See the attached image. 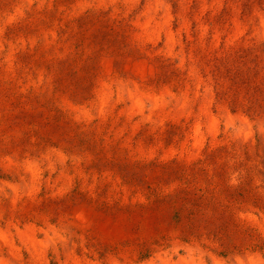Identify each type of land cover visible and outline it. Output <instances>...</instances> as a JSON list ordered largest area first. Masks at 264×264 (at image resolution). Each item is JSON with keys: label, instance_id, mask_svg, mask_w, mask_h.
Masks as SVG:
<instances>
[{"label": "rangeland", "instance_id": "1", "mask_svg": "<svg viewBox=\"0 0 264 264\" xmlns=\"http://www.w3.org/2000/svg\"><path fill=\"white\" fill-rule=\"evenodd\" d=\"M0 264H264V0H0Z\"/></svg>", "mask_w": 264, "mask_h": 264}]
</instances>
